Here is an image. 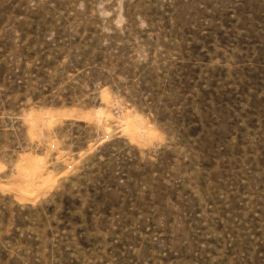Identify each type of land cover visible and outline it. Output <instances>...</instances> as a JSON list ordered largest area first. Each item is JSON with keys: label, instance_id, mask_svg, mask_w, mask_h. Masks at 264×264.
Wrapping results in <instances>:
<instances>
[{"label": "rangeland", "instance_id": "rangeland-1", "mask_svg": "<svg viewBox=\"0 0 264 264\" xmlns=\"http://www.w3.org/2000/svg\"><path fill=\"white\" fill-rule=\"evenodd\" d=\"M0 264H264V0H0Z\"/></svg>", "mask_w": 264, "mask_h": 264}]
</instances>
